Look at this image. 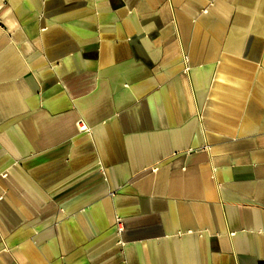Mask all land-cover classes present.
<instances>
[{
  "label": "crops",
  "instance_id": "1",
  "mask_svg": "<svg viewBox=\"0 0 264 264\" xmlns=\"http://www.w3.org/2000/svg\"><path fill=\"white\" fill-rule=\"evenodd\" d=\"M0 264H264V0H0Z\"/></svg>",
  "mask_w": 264,
  "mask_h": 264
},
{
  "label": "built area",
  "instance_id": "2",
  "mask_svg": "<svg viewBox=\"0 0 264 264\" xmlns=\"http://www.w3.org/2000/svg\"><path fill=\"white\" fill-rule=\"evenodd\" d=\"M79 124H81V123H79ZM79 129H80V131H85L86 130L85 127H83L81 125H80ZM117 222H118V232H122V227H120L121 226V222L120 221H117Z\"/></svg>",
  "mask_w": 264,
  "mask_h": 264
}]
</instances>
